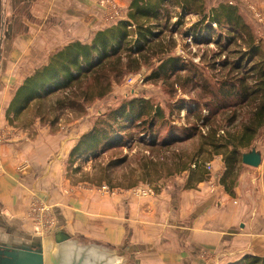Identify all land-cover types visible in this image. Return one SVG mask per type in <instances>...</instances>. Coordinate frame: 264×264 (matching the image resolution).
<instances>
[{
	"label": "crops",
	"instance_id": "crops-1",
	"mask_svg": "<svg viewBox=\"0 0 264 264\" xmlns=\"http://www.w3.org/2000/svg\"><path fill=\"white\" fill-rule=\"evenodd\" d=\"M115 1L125 14L132 0ZM101 7L100 0H0V80L14 77L19 86L65 46L90 43L115 24ZM88 130L77 123L64 139L38 136L0 146V245L40 243L44 249L45 237L54 235L59 244L56 236L63 233L68 240L117 247L128 253L127 264L264 257L263 150L259 168H241L233 196L221 185L225 164L219 156L205 162L211 165L206 181L191 188L185 182L158 185L154 195L143 196L150 187L105 190L66 180L65 160ZM20 161L27 163L22 172Z\"/></svg>",
	"mask_w": 264,
	"mask_h": 264
},
{
	"label": "trees",
	"instance_id": "trees-1",
	"mask_svg": "<svg viewBox=\"0 0 264 264\" xmlns=\"http://www.w3.org/2000/svg\"><path fill=\"white\" fill-rule=\"evenodd\" d=\"M172 10L179 12L174 13ZM190 15L198 16L199 20L188 30V37L197 42L205 34L213 33L215 25L221 30L216 37V45L222 54L232 56L222 63L228 72L218 80L216 91H213L217 109L222 107L223 101L232 99V105L236 108L248 106L249 110L247 120L237 132L219 135L217 128L209 129L202 137L197 152L198 156L207 155L204 160L196 159L197 155L187 161L180 159L174 170L189 171L186 187L191 188L195 183L208 179L205 162L215 156H223L225 173L220 182L233 196L239 167L243 164L241 150L249 148L264 131V49L262 44H256L257 37L238 6L220 3L208 9L206 0H132L126 20L97 32L90 43L73 42L65 46L51 55L46 65L26 78L8 106L7 117H18L33 102L48 99H55L50 108L53 112L69 109L77 115H83L87 106L112 92L114 83L139 71L156 48L167 55L169 50L164 49L163 37L168 22L176 17L177 23H182ZM181 61L179 57L173 56L162 59L149 79H161L162 76H170L185 69ZM210 105L212 103L206 104L205 108L209 114H214L217 109ZM238 112L236 110L235 113L239 116ZM161 119H165L164 111L150 100L135 97L123 101L81 136L69 154L68 166L74 167L77 162H85L90 157L99 159L125 146L127 136H130L129 140L134 139V128L139 132L138 142L150 149H170L173 143L181 141L179 139L192 140L199 133L198 127L191 126L181 138L172 133L170 137L161 139L160 128L163 124L158 125ZM146 140L150 142L146 143ZM124 159L111 160L105 170L125 163ZM148 163L158 165L153 158H149ZM148 163L145 164L146 168ZM80 170L77 167L73 172L78 173ZM145 172L143 177H147L148 172ZM138 185L110 186L135 188ZM229 264H264V257L245 255Z\"/></svg>",
	"mask_w": 264,
	"mask_h": 264
},
{
	"label": "rangeland",
	"instance_id": "rangeland-1",
	"mask_svg": "<svg viewBox=\"0 0 264 264\" xmlns=\"http://www.w3.org/2000/svg\"><path fill=\"white\" fill-rule=\"evenodd\" d=\"M102 2L103 0H100V5H103ZM112 2L115 9H118V14H113L115 9L108 5L101 7L104 13L106 12L109 19L115 24L126 20L128 11L124 14L116 1L112 0ZM220 3L226 2L206 0L208 9ZM226 4L239 7L240 13L257 37L256 44H262L264 49V11L260 2L249 0L240 4L236 1ZM172 12L179 11L172 10ZM198 20V16L190 15L182 23H177L176 17L168 22L163 37L164 49L169 50L168 54H162L160 49L156 48L152 51L147 63L142 64L139 71L128 74L120 82L114 83L112 92L87 106L83 115H77L69 109L53 112L50 108L55 99H48L38 103L33 102L18 117L15 115L7 117L8 106L17 89L25 80L19 86V80L14 77L3 82L0 80V146L11 142L20 144L22 141H34L38 136L64 139L66 136L72 135L71 130L77 123L80 126H88V131H90L99 119L106 118L123 101L135 97L144 98L150 100L155 106H159L165 113V119H161L158 123L159 126L163 124L160 128L161 139L170 137L172 133H175L177 138H181L185 135L186 129L191 126L198 127V135L192 140L179 139L181 141L173 143L170 149L156 147L150 149L138 142L139 132L134 128L132 131L134 132L133 140H129L130 136H127L125 140L128 141L125 146L118 147L99 159L90 157L87 161L77 162L74 167H70L68 166V156L65 160L64 176L73 185L87 183L97 187L99 185V187L111 188L110 185L139 184L150 187L155 192L158 185L163 186L171 182H185L187 185L189 171L175 172L176 162H179L180 159L187 161L189 158L196 157L202 137L209 132L210 128H217L219 135L237 132L241 124L247 120V111L249 110L248 106L236 108L235 105H232L234 103L232 99L223 101L221 109H217L213 91H216L218 80L228 72L222 63L226 58L232 56H229L228 53L222 54L221 49L216 45L215 40L221 30L215 25L213 33L205 34V37H200L197 42L187 36L188 30ZM170 56L179 57L185 69L170 76H162L161 79L150 80L152 72L159 66L161 60ZM210 103H212L211 108L217 109L214 114H209L205 108V105ZM199 105L200 108H198ZM236 110L239 111V116L235 113ZM236 115L237 119H235ZM140 136L143 137V135ZM145 142L150 141L146 140ZM253 147L264 151V131L249 148L241 150L242 154ZM205 156L201 154L196 159L204 160ZM219 157L223 158V156ZM122 158H126L124 159L125 163L105 170L111 160ZM149 158L156 159L158 165H150ZM24 162L26 161L19 162L20 172L27 165ZM147 163L148 168L145 165ZM243 166L246 167L243 164L239 167L238 178ZM77 167H80L81 170L74 173L73 170ZM144 170L148 172L147 177H143L146 173ZM206 170L208 172L207 167ZM255 170L257 169H250L253 172Z\"/></svg>",
	"mask_w": 264,
	"mask_h": 264
},
{
	"label": "water",
	"instance_id": "water-1",
	"mask_svg": "<svg viewBox=\"0 0 264 264\" xmlns=\"http://www.w3.org/2000/svg\"><path fill=\"white\" fill-rule=\"evenodd\" d=\"M262 152L253 147L242 154L245 166L259 168L262 165ZM59 233L44 238V249L38 246L0 245V264H127L128 253L121 249L102 245L97 241H85ZM68 240V241H66Z\"/></svg>",
	"mask_w": 264,
	"mask_h": 264
},
{
	"label": "built area",
	"instance_id": "built-area-1",
	"mask_svg": "<svg viewBox=\"0 0 264 264\" xmlns=\"http://www.w3.org/2000/svg\"><path fill=\"white\" fill-rule=\"evenodd\" d=\"M102 4L111 6V7H113V9H115V6H114L112 0H103ZM113 14H118V9L117 8L114 10ZM207 169H208V171H210L211 170V165H207ZM103 189L108 190L109 188L107 186H103ZM149 194H153L154 195V191L151 188L148 189L147 192H142L143 196H147Z\"/></svg>",
	"mask_w": 264,
	"mask_h": 264
}]
</instances>
